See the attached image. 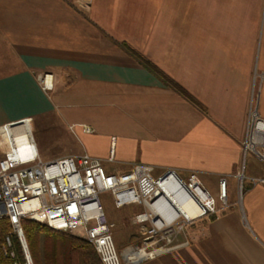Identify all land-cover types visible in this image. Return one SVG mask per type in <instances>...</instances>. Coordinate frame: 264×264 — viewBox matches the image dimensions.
<instances>
[{"label":"crops","instance_id":"0c3cea01","mask_svg":"<svg viewBox=\"0 0 264 264\" xmlns=\"http://www.w3.org/2000/svg\"><path fill=\"white\" fill-rule=\"evenodd\" d=\"M256 72L264 118V0H0V125L39 120L55 147L34 141L39 156L86 153L121 180L136 163L195 172L215 197L225 178L216 213L123 264H264V185L248 180L264 164L241 149Z\"/></svg>","mask_w":264,"mask_h":264},{"label":"built area","instance_id":"2783aa9c","mask_svg":"<svg viewBox=\"0 0 264 264\" xmlns=\"http://www.w3.org/2000/svg\"><path fill=\"white\" fill-rule=\"evenodd\" d=\"M260 78L256 72L241 149L264 164V118L258 112L256 88ZM37 80L42 90L52 88L50 74H39ZM153 171L152 165L136 163L132 165L130 177L121 180L104 170L101 159L86 153L42 160L32 137L30 119L8 122L0 125V219L6 218L17 236L23 264H32L20 225L23 218L85 239L94 247L102 264H122L113 241V223L106 219L98 199L100 191H109L118 208L130 203L144 207V211L132 216V223L139 226L144 236L142 246L131 252H143V257L151 258L172 248L174 238L186 225L218 210L215 197L202 187L195 172L183 178L171 169L158 176H154ZM236 176L240 188L243 175L239 172ZM248 180L252 185H264V177ZM170 188L192 197L201 209L200 215L189 219L178 214L168 222L162 220L154 206L167 215L174 213L175 207L166 192ZM218 198L221 205H225L224 177L218 179ZM5 240L9 246L10 239Z\"/></svg>","mask_w":264,"mask_h":264},{"label":"trees","instance_id":"16d2710c","mask_svg":"<svg viewBox=\"0 0 264 264\" xmlns=\"http://www.w3.org/2000/svg\"><path fill=\"white\" fill-rule=\"evenodd\" d=\"M135 56L163 82L195 102L186 91L141 55ZM32 264H102L94 247L85 239L59 231L35 220L20 221ZM6 237L10 245L6 244ZM12 252V255L10 254ZM24 257L17 236L6 218L0 219V264H23Z\"/></svg>","mask_w":264,"mask_h":264},{"label":"rangeland","instance_id":"374dc122","mask_svg":"<svg viewBox=\"0 0 264 264\" xmlns=\"http://www.w3.org/2000/svg\"><path fill=\"white\" fill-rule=\"evenodd\" d=\"M34 127L32 131V135L34 141L37 142L40 146L41 144L44 146V149L50 154V152L55 148L54 144H47L45 130L41 128L40 121L37 120L34 122ZM45 135V136H44ZM249 155V154H248ZM40 158L42 160H46L49 157L40 154ZM245 161V156H244ZM159 172H153L154 176H157ZM202 185V183H201ZM203 188L206 189L205 186L202 185ZM207 190V189H206ZM210 194V189L207 190ZM214 196V195H213ZM215 197V196H214ZM98 199L105 214L106 219L113 223L112 227V236L115 248L119 255L123 259L127 258V253H131L132 250L139 248L142 246V239L144 234L141 233L139 226L132 223V216L140 211H144V207L142 205L136 203L126 204L120 208L116 207L114 204L113 196L109 191H100L98 193ZM216 205L220 203L218 197H215ZM201 223L200 218L195 219L190 225H188V229L191 228L194 230ZM127 261H131L126 259Z\"/></svg>","mask_w":264,"mask_h":264},{"label":"bare ground","instance_id":"6f19581e","mask_svg":"<svg viewBox=\"0 0 264 264\" xmlns=\"http://www.w3.org/2000/svg\"><path fill=\"white\" fill-rule=\"evenodd\" d=\"M171 189V188H170ZM182 191V190H180ZM169 201L173 204L175 207V211L173 214L167 215L163 213L157 206L155 205L154 209L157 211V213L160 214V218L166 222L170 221L174 216H177L178 214L185 215L189 219H194L198 217L201 213L200 207L195 203L192 197L190 196H184L181 195V192H177L176 190H166ZM127 258H142L144 256L143 252H131L127 253Z\"/></svg>","mask_w":264,"mask_h":264}]
</instances>
